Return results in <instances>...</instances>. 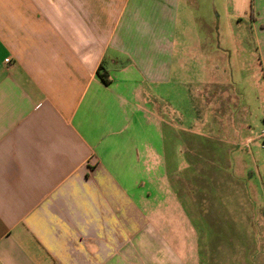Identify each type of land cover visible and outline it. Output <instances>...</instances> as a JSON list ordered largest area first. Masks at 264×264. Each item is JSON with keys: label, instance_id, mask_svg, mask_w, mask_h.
<instances>
[{"label": "crops", "instance_id": "0c3cea01", "mask_svg": "<svg viewBox=\"0 0 264 264\" xmlns=\"http://www.w3.org/2000/svg\"><path fill=\"white\" fill-rule=\"evenodd\" d=\"M243 73L264 0H0V264H200L159 104Z\"/></svg>", "mask_w": 264, "mask_h": 264}, {"label": "rangeland", "instance_id": "374dc122", "mask_svg": "<svg viewBox=\"0 0 264 264\" xmlns=\"http://www.w3.org/2000/svg\"><path fill=\"white\" fill-rule=\"evenodd\" d=\"M228 77L215 89L196 78L168 87L159 108L170 121L169 177L197 233L200 264H264V78Z\"/></svg>", "mask_w": 264, "mask_h": 264}, {"label": "built area", "instance_id": "2783aa9c", "mask_svg": "<svg viewBox=\"0 0 264 264\" xmlns=\"http://www.w3.org/2000/svg\"><path fill=\"white\" fill-rule=\"evenodd\" d=\"M6 63H9V60H6Z\"/></svg>", "mask_w": 264, "mask_h": 264}]
</instances>
